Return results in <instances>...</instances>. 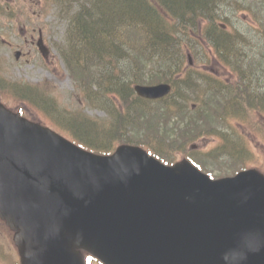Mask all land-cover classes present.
Masks as SVG:
<instances>
[{"label": "water", "instance_id": "water-1", "mask_svg": "<svg viewBox=\"0 0 264 264\" xmlns=\"http://www.w3.org/2000/svg\"><path fill=\"white\" fill-rule=\"evenodd\" d=\"M0 215L24 264H83L79 247L108 264H264L258 172L210 181L134 146L95 155L1 104Z\"/></svg>", "mask_w": 264, "mask_h": 264}, {"label": "trees", "instance_id": "trees-1", "mask_svg": "<svg viewBox=\"0 0 264 264\" xmlns=\"http://www.w3.org/2000/svg\"><path fill=\"white\" fill-rule=\"evenodd\" d=\"M143 1L144 4H141L140 2H138V0H135L134 2H136L137 5H143L146 7H149L150 10L152 12H154L158 18L157 22L155 23H151V21H145L144 18L139 15H133L131 13L125 14L124 17L119 18L115 15H112L109 13L106 16H102V18H100L98 21H96L97 23H105V22H111V28H117V29H125L126 27H124L123 25H114L113 23L117 22V23H122L121 21L127 22L129 25H131L132 27H130V29H135L136 27H138V24H143L145 27L148 28V32L151 33V36L153 37V39L151 40V44L154 47H164V49H168L170 48H174V50L176 51V53L181 54V43L183 41V38L185 35L190 34L192 30H194L195 25H197V22H194L198 17H200L202 14L204 13H208L209 10L208 8L211 7L212 4H214L215 2H217L216 0H153L155 1L156 7L154 5H151V1H147V0H141ZM96 7L98 6L95 3ZM94 8V7H93ZM159 8L162 9V12L159 11ZM259 8L260 10L257 12L259 14H264V0H262L259 3ZM99 10V9H98ZM100 11V10H99ZM94 15L95 13H93L91 10L88 13H84V12H79V14L77 15L79 18L78 20L74 23V28L77 31L73 30V34L75 35L76 42L78 44L81 45V47L78 49L77 46L74 45L73 47V52H71V55H75L76 57H79L81 54L85 55V58L87 59H91L92 57H98V55H100L101 52L106 51L107 49L104 48H98V43H97V39H102L104 41L108 40V38L106 37V35L110 32H106V30L103 28V26L101 27L100 34H97L95 39L92 41H90L89 39L85 38L84 36V28L87 25L93 26L94 29L97 28L94 26L95 25V15L94 18L91 20V22L85 20L87 15ZM83 17H85V19H83ZM129 17H134L135 19H137L138 21H136L135 23H132L131 18ZM109 24V23H108ZM166 25V26H165ZM96 30V29H95ZM182 34V41H180L179 38L176 37V35ZM209 34L211 35L209 38L211 39L212 43L215 45V47L217 48L218 46V50H221L224 54L229 55V53L232 54V52L237 53V49L236 46L237 44L234 43V40L231 38H227V37H222L219 35H213L212 33V29L209 30ZM109 44V43H108ZM243 46V45H240ZM244 47V46H243ZM165 73H167L165 71ZM89 80V79H86ZM115 85H118L119 89V93H121L122 91L126 90L127 91V103L128 105L131 106V108L136 107L138 109L139 104H134L135 102L131 99L134 97L133 93H131V89L127 88L126 83L122 84V83H115ZM89 90L91 91L92 95L96 94L95 91H92V89L89 87ZM123 96H126V94H123ZM122 105H124L126 107V110H129L131 108L128 109V105H126L124 103V101H122ZM221 105H219L218 107H214L211 104H207L204 108L202 106L203 109H208V113L210 114H214V109L216 108H220ZM207 113V114H208ZM81 130V132L84 134H87V129L86 128H79ZM98 134V133H97ZM95 140H97V147L101 149V147H103V145H107L109 143L108 140L104 141L103 139H99L100 142L97 138V136L95 135ZM111 146V144H110Z\"/></svg>", "mask_w": 264, "mask_h": 264}, {"label": "rangeland", "instance_id": "rangeland-1", "mask_svg": "<svg viewBox=\"0 0 264 264\" xmlns=\"http://www.w3.org/2000/svg\"><path fill=\"white\" fill-rule=\"evenodd\" d=\"M39 10L40 8H34L33 4H31V9L28 11V14L31 16V18H34L33 26L35 24H42V27L46 28V30L48 29V33L51 35L50 37L51 40H54L56 42H61L60 38H63V35H64L63 33L65 31V26H64L65 21L62 19L53 17L52 12L51 11L49 12V10L44 11V15L42 16L43 17L42 18L39 13ZM12 31H8V30L1 31L3 34V37L5 38L4 39L5 42H7V45L0 46V58L2 62L6 64L5 68L2 70V73H3V76L8 78V80L4 79V77L3 79L6 80V83L10 85V87L12 86L14 81L17 85H19V82H22V80H29L31 82L38 81L42 83V79L46 81L48 78H52L51 81L55 82V84L58 85L56 88L57 89L56 95L59 97V100L64 101L68 109L72 110V109H77V108H80V109L84 108L93 117L105 116V112L103 110H100L95 107L92 108L86 104L85 106L84 103L79 99V95L76 93V91L73 90V84L68 76V73L64 71V67H63L64 64L61 61H59V57H58L59 53L56 50H54L55 58H54L53 64H51L50 62L49 63L50 65L48 64L46 65L45 63H43L42 58L38 56L36 52L33 53V57L29 55L27 56V53H26V55L20 61L15 62L13 58V53H11L12 51L11 43L13 39H16L17 37H16V34H14ZM21 48L25 52L28 50V46H23ZM58 48L59 47H57V49ZM28 58H31V60H28ZM122 63L127 64V62L125 61H122ZM50 67L56 69L59 74H51L49 72ZM116 67L123 72L127 73L128 71V67H126L123 64L116 63ZM218 69L219 71L224 70L223 67H219ZM67 76L70 81H68ZM16 81H18V83ZM4 86L7 88H10L7 85H4ZM17 105L19 104L14 103L11 106L14 109ZM24 109H25V114H27L30 118L35 119V120L40 119L39 113L36 112L34 109H31L27 105L24 106ZM241 121L242 123H246L245 119ZM235 122L236 120L232 119L230 121L232 125L229 126L228 128H231V129L239 128L240 125ZM206 126L207 125L204 123V121L201 122V128H206ZM213 139L214 138H211L210 140L208 139L202 140L201 142H204L203 149L205 150L210 149L211 145L214 144L213 142H211V140ZM261 146L258 145L257 143L255 149L257 152L261 154L262 164L264 167V149L261 151ZM13 251L17 252V248L13 242V235L11 234L10 231L6 229V227L3 224L0 223V258L5 254L9 261H13L14 259H17L15 255H11ZM7 264H12V263H7Z\"/></svg>", "mask_w": 264, "mask_h": 264}, {"label": "bare ground", "instance_id": "bare-ground-1", "mask_svg": "<svg viewBox=\"0 0 264 264\" xmlns=\"http://www.w3.org/2000/svg\"><path fill=\"white\" fill-rule=\"evenodd\" d=\"M95 3L98 5L96 7V5L94 6V8L91 10L93 13H95V27L97 25V28L94 29L93 26L87 25L84 28V36L85 38L89 39L90 41L94 40L97 34H100L102 31L101 27L103 26V28L106 30V32H111V22H105V23H97L96 21H98L100 18H102V16H106L109 13L112 15H115L119 18H122L125 16V14L131 13L133 15L139 14L141 15L145 21H151V23H155L157 22L158 18L156 16V14L154 12H152L150 10L149 7L143 6V5H137L136 2H134L135 0H94ZM138 2H140L141 4H144L143 1L138 0ZM100 11H99V10ZM107 13V14H106ZM94 15H87L86 19L87 21L91 22V20L94 18ZM131 18L132 23H135L136 21H138L137 19H135L134 17H129ZM123 23V25H125L127 22L121 21ZM128 24V23H127ZM102 25V26H101ZM129 25V24H128ZM139 26H141L144 30L143 34L145 36H151V33H148V28L145 27L143 24H138ZM110 32L108 34H110ZM113 35L110 34L109 38H112ZM111 39H108L106 41L102 40V39H97V43H98V48H103L104 45L108 44L110 42ZM107 45L104 46L105 49H107ZM105 51L101 52L102 54ZM109 53H112V49L108 51ZM173 65V61L172 60H168L167 61V66L169 68H172ZM81 128V126H80Z\"/></svg>", "mask_w": 264, "mask_h": 264}]
</instances>
